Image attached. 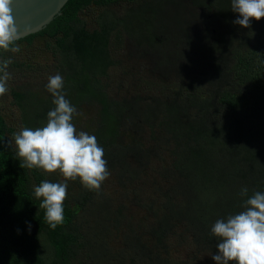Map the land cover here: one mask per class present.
I'll list each match as a JSON object with an SVG mask.
<instances>
[{
  "label": "trees",
  "instance_id": "16d2710c",
  "mask_svg": "<svg viewBox=\"0 0 264 264\" xmlns=\"http://www.w3.org/2000/svg\"><path fill=\"white\" fill-rule=\"evenodd\" d=\"M190 1L201 9L204 21L219 17L233 27L232 32L216 31L211 39L190 34L185 0H68L44 28L16 42L18 53L0 49V60L13 61L8 94L18 110L19 130L46 124L55 105L45 86L49 76L59 73L65 98L79 113L72 121L76 129L97 138L111 172L128 170L127 176L115 175L108 186L105 180L99 192L86 189L79 178L68 180L65 220L52 230L34 188L44 180L65 178L59 171L20 166L11 141L16 129L0 102V264H76L82 258L93 264H191L168 252L169 232L177 228L186 233L194 252L201 248L209 264H216L212 255L218 253V241L212 226L217 219L243 211L244 201L254 192H264V18L252 19L251 27L245 28L234 23L239 14L232 11L231 0ZM120 2L137 6L117 16L110 6ZM164 5L171 7L175 35L161 23ZM90 7L103 9L91 24L83 16ZM238 31L240 45L235 43ZM38 38L48 62H37L26 52ZM113 38L116 43L123 38L131 41L143 55L138 59L142 62L151 63L147 54L153 50L160 70L172 65L180 74L190 66L205 67L202 72L212 89L205 95L162 89L158 96L117 99L106 82L110 70L119 65L112 53ZM133 49H126L129 60ZM23 72L40 82L17 84L12 76ZM160 73L158 84L164 78L178 79ZM82 113L89 116L86 124L81 122ZM145 132L151 141L147 145L142 141ZM164 151L168 160L159 157ZM153 158L162 159L158 174L166 181L153 179L155 189L144 172ZM110 185L121 186L122 192H110ZM245 187L248 193L242 196ZM145 188L150 193H143ZM117 198L136 201L152 226L147 219L132 226L133 217L124 210L128 204L113 206ZM95 208L103 215L98 221L92 218ZM121 229L126 231L121 238L124 250L113 254L108 243Z\"/></svg>",
  "mask_w": 264,
  "mask_h": 264
},
{
  "label": "clouds",
  "instance_id": "9594fccd",
  "mask_svg": "<svg viewBox=\"0 0 264 264\" xmlns=\"http://www.w3.org/2000/svg\"><path fill=\"white\" fill-rule=\"evenodd\" d=\"M12 5L13 0H0V49L18 53L21 48L16 42L20 35ZM231 9L239 14L234 23L245 28L251 27L252 19L264 18V0H231ZM12 62L11 58L0 60V96L8 92L11 78L8 68ZM45 87L54 97L55 105L47 113L46 124L22 128L14 133V141L22 168H40L47 173L59 171L65 178L64 182L44 180L34 188L35 197L42 198L40 208L45 209L44 219L55 230L65 220L67 181L79 178L86 189L99 192L110 173L97 138L78 131L72 122L79 113L65 98L62 75L49 76ZM247 193L248 189L242 188L241 195ZM211 233L218 241V253L212 255L216 264H264V192L256 191L248 197L244 210L238 214L217 219Z\"/></svg>",
  "mask_w": 264,
  "mask_h": 264
},
{
  "label": "rangeland",
  "instance_id": "374dc122",
  "mask_svg": "<svg viewBox=\"0 0 264 264\" xmlns=\"http://www.w3.org/2000/svg\"><path fill=\"white\" fill-rule=\"evenodd\" d=\"M136 6H137L136 3L120 2V3L112 4L110 8L111 10H113V13H115V15L124 16L126 12L128 11V9H132ZM102 10H103L102 8L90 7L86 11V13L83 14V16L86 18L87 22L91 24L93 19L101 14ZM171 12H172L171 7H169L168 5H164V9L161 10L160 12V17H161L160 20H161L162 25L166 29V31L169 33V35H175L178 32V30L173 25L172 19L170 18ZM157 13L158 12L154 14L152 13L151 19H153V17ZM178 16H180V14ZM202 24L204 25L203 21H202ZM152 25L154 28H157L158 26L157 23L154 24L153 22H152ZM212 36L214 35L209 34L208 35V37H210L209 39H211ZM241 38L242 37H241L240 31H238L237 40L235 42L236 45H240L242 43ZM41 39L42 38L35 39L33 44L27 48L26 52L28 53L30 58L37 59L36 60L37 62L39 61L48 62L49 58L43 52L44 48L42 46ZM161 39H162V36L160 35L159 40ZM199 39H202V38H199ZM195 41H198V40H195ZM112 45H113L112 53L115 59L119 61V65H115L110 70V73L106 79V82H107V85L109 86L110 93H112V95L115 96L117 99L121 96L126 97L128 99H133V98L142 97V96H151V95L158 96L162 89L166 93H173L175 90L180 89L183 92H186V91H189L192 93L198 92L201 95H205L209 93V90L212 89L208 84H206V81H205V77H207L208 75L202 72V70H207L205 69V67H202L200 69L197 67L190 66L191 68L183 69V71L180 74H178V71L177 72L175 71V67L172 65H169L168 67H166L167 70H160L155 64L139 61L140 60L139 56L141 55H139L137 48L133 49L134 45L131 41H127L125 38H123L121 39L119 43H116V40L114 39L112 41ZM127 47L128 49L134 50L132 52V56L130 60L127 57V50H126ZM171 47L175 48V43L173 44L171 43ZM179 47H178V50L180 49ZM22 49H25V48L22 47ZM147 55H148V59L151 60L153 56H155V52L151 50L148 52ZM141 57L143 59V55ZM181 62H183V60ZM158 72L159 73L166 72V73H160L162 74L163 77L167 76L168 78H173L175 76H178V79L166 80V78H164L165 81L161 82V84H158V82L156 81L159 76L157 74ZM27 74H28L27 72H23L21 74L16 73V75L12 77L16 81L17 84H22V82L29 81L30 85L33 86L40 82L39 77L38 78L34 76L26 77ZM158 85L161 86L160 89H158ZM10 101H11V97L8 94V92L5 95L0 96V102L3 107L4 115L8 123L15 127L16 129L15 133H17L20 131L18 122L16 119L18 110L14 105L11 104ZM86 107H87V111L89 112L90 106H86ZM80 117H81V122L85 124L88 122V119H89L88 114L82 113L80 114ZM85 127H88V125H85ZM11 141L15 143L14 135L11 136ZM142 141L146 145L151 143L147 132L142 134ZM165 156H168L167 151L159 153V157L164 158ZM161 158H158L157 160L153 158L149 167L144 169L145 174L148 176L147 177L148 180L152 181L154 189L157 187V185L155 184L153 179L166 182L162 177L160 178L158 174V171H159L158 167L162 162ZM164 159L168 160V157ZM125 171H128V170H123L122 172H119V173H114L109 170L110 175L106 179L105 185L108 186L109 184H111L110 179L117 178L115 175L127 176L124 173ZM121 189L123 188L119 185H117L116 187L115 185H110L109 191L114 192V190H116L118 193H121L122 192ZM143 193H150V188H145V192ZM153 197L155 199L157 198V196H153ZM136 203H137L136 201H133L127 198H122L118 201V198H117V199H114L112 204L115 208H117L118 205H121V204H128V207L125 208L124 210L125 212L127 211L128 217L130 216L133 217L131 223L133 224L132 226H134L135 228H137L138 225L140 226L141 223L144 222L145 219L148 220L147 222L148 226H152V223L150 222L152 219L146 216V214L142 212L143 209L142 208L139 209ZM102 216L103 215L101 214L100 209L95 208L92 214V218L98 221ZM174 231H175L174 233L170 231L168 235L169 237L167 238V242L169 243L168 252L171 253L172 256L182 257L183 259H186L187 261H189V263L191 264H209L210 259H208V254L205 251L201 250V248L197 249L194 252L195 246L190 243L189 238H187L186 233L182 232L181 228L174 229ZM124 232L126 233L124 229H121L117 231L116 233H114L113 236H111L112 240L108 243L109 244L108 249L112 251L111 253L116 254L119 251L124 250L123 248L124 244L121 241V238L125 234ZM174 245H177L179 247L174 248ZM76 264H93V261L86 260V258H82L81 262L80 263L78 262Z\"/></svg>",
  "mask_w": 264,
  "mask_h": 264
},
{
  "label": "water",
  "instance_id": "95a60500",
  "mask_svg": "<svg viewBox=\"0 0 264 264\" xmlns=\"http://www.w3.org/2000/svg\"><path fill=\"white\" fill-rule=\"evenodd\" d=\"M68 0H13V15L20 38L44 28Z\"/></svg>",
  "mask_w": 264,
  "mask_h": 264
},
{
  "label": "flooded vegetation",
  "instance_id": "af4514ba",
  "mask_svg": "<svg viewBox=\"0 0 264 264\" xmlns=\"http://www.w3.org/2000/svg\"><path fill=\"white\" fill-rule=\"evenodd\" d=\"M185 3L187 6L185 13L187 14L185 17V22H186L185 27H187L189 33L192 34L193 36H196L198 38L200 37L203 38V37H207L210 33L215 35L217 33L216 31H220L223 34H225V32H232L231 30L233 27H231V25L226 24L223 19L220 20V18L218 17L214 22L213 20H211L210 22H206L202 19L203 16L201 15L202 13L200 8H197V6H193L190 0H185ZM190 12L194 13L193 16L189 15ZM202 21L204 22V25L202 24ZM171 43L173 44L174 42L171 41ZM156 62H157L156 57L153 56V60L151 61V64H156Z\"/></svg>",
  "mask_w": 264,
  "mask_h": 264
}]
</instances>
